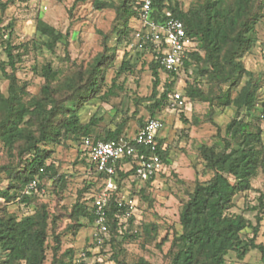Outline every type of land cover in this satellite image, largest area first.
I'll return each mask as SVG.
<instances>
[{"label": "trees", "instance_id": "trees-1", "mask_svg": "<svg viewBox=\"0 0 264 264\" xmlns=\"http://www.w3.org/2000/svg\"><path fill=\"white\" fill-rule=\"evenodd\" d=\"M9 2L12 0L0 3V8L5 9ZM92 2L98 9L105 6L101 0ZM261 4V0H192L183 9L178 0H152L151 17L158 21L167 17L179 19L186 36L193 40L195 49L187 54L182 66L174 70L164 69L155 56L150 57L147 65L153 81L149 96L152 102L147 109L149 118H157L158 111L171 105L178 72L183 70L190 74L188 69L193 65L192 81L178 91L184 103L174 108L183 109L187 100L206 102L209 106L207 120H211L217 102L233 109L225 135H221L218 128L213 144L197 147L202 174L209 175L202 180L196 178L193 188L187 192L179 211L180 232H174L170 239L166 235L157 243L160 248L169 242L165 253L166 264H226L229 254L242 261L253 249L259 252L261 264H264V241L256 240L261 213L264 212V193H260L257 204L250 207L257 211L255 224L242 213L230 211L234 198L251 190L255 177L264 172V141L260 129L264 120V101H259L258 94L262 83L264 86V79L246 69L241 60L257 41L256 25L260 18L256 16V10ZM108 6L115 9L119 20L116 43L126 44L130 33L139 25L141 0H119L117 4ZM130 19L134 20L133 26L129 24ZM35 31L36 38L14 44L13 22L0 25V45L6 56L0 61V71L8 81L6 93L0 91V147L12 159V163L0 166L8 180L5 187L0 186V200L6 203L34 201L43 178L51 179L55 189L62 188L65 176L56 172L53 162L46 161L53 152L50 146L66 144L67 140H71L77 142L80 161L85 163L95 179L79 191V197L68 213L72 223L67 229L75 232L85 223L96 227L94 196L104 188L107 175L97 171L90 161L84 140L89 138L96 142L130 138L122 135L126 119L115 123L113 128H107L103 134L101 129L93 134L100 117L92 115L88 121L82 122L78 110L85 103L108 94L114 87L113 82L109 89L100 93L105 82L104 75L114 59L115 47L106 46L87 67L73 70L57 81H52L54 68L50 61L33 65L32 70L43 78V84L37 94L30 95L26 82L19 87L14 85L16 64L30 49L43 47L53 52L57 44L67 48L69 37L68 32L60 31L40 16L36 20ZM132 53L136 59L144 54L141 50L128 49L124 52L119 72L132 68L130 59L125 58ZM160 73L170 80L161 83ZM212 89L217 91L209 95ZM157 119L162 126V121ZM146 120L139 118L138 128ZM159 130L155 137V152L163 164L169 149L163 146ZM235 140L237 143L234 146L232 142ZM134 168L135 161L131 158H122L117 163L114 176L117 189L111 192L106 204L108 241L111 243L116 244L118 238L122 241L136 236L127 233L134 218L133 211L125 215V209L117 205L124 183L139 181ZM154 176L146 182L153 180ZM31 179L38 180V189L33 194H26L24 188ZM91 191L90 196L84 199L82 194ZM123 216L125 221L121 220ZM58 218L45 203H37L32 213L21 217L0 206V264H44L49 237L54 242L51 245V264H86L83 260L73 263L72 249H66L57 256L60 236L54 231L49 233V229H53ZM147 227L156 229L153 224L146 225V234ZM248 228L250 234L244 232ZM86 255L90 253L86 252ZM112 259H116V254ZM136 264L149 263L140 259Z\"/></svg>", "mask_w": 264, "mask_h": 264}, {"label": "rangeland", "instance_id": "rangeland-1", "mask_svg": "<svg viewBox=\"0 0 264 264\" xmlns=\"http://www.w3.org/2000/svg\"><path fill=\"white\" fill-rule=\"evenodd\" d=\"M6 1L0 0V3ZM92 1L12 0L5 9L0 8V25L13 22L14 44L24 43L37 37L35 25L39 16L60 31L69 33L67 48L57 44L55 50L50 52L40 47L37 50L30 49L22 56V61L16 64L14 85L19 87L26 82L29 94H37L43 84V78L32 70L33 65L38 66L50 61L54 68L52 81H57L73 70L87 67L93 57L103 52L106 46L115 47L114 59L104 75L105 82L100 93L109 89L113 82L114 87L108 94H102L85 103L79 108L78 114L82 122L88 121L92 115L100 117L101 120L94 127L93 134L98 133L99 129L103 134L107 128H113L115 123L126 119L122 135L132 138L139 127L138 119L149 118L147 109L152 102L149 96L153 81L147 65L150 56L143 54L136 59V55L132 53L130 57H125L130 59L132 68L119 72L124 52L132 49L128 46L129 41L126 44L116 43L115 32L119 27V20L115 9L108 5L117 4L119 0H101L105 6L100 9L96 8ZM178 1L181 7L186 9L192 0ZM261 1V6L256 10V16L260 18L256 25L257 41L241 60L246 69L264 79V0ZM129 24L133 26L134 20L130 19ZM5 59L3 47L0 45V61ZM6 69L9 71V67ZM193 69L194 65L188 69L190 74L183 70L178 72L174 83L176 92L181 91L185 83L192 81ZM159 76L161 83L170 80L164 73H160ZM7 87L8 81L2 77L0 71V91L6 93ZM216 91L212 89L209 95ZM258 94L259 101H264L263 83ZM208 110L209 106L206 102L187 100L181 110L170 105L157 112V118L162 121L158 135L163 141V146L169 149L167 160L153 180L138 181L134 184L127 181L120 193V196L133 200L134 218L127 233L135 234V238H126L122 241L118 238L115 244L108 241L109 233L100 234L97 226L93 224L85 223L75 232L67 229L72 223L68 213L79 197V191L95 179L85 163L80 161L77 142L71 140H67L66 144L50 146L53 152L46 161V163L53 162L56 172L65 176L62 188L55 189L51 179L43 178L40 180L41 189L38 190V196L34 201L6 203L0 200V206L21 217L32 213L37 203L47 204L49 211L59 217L53 229H49V233L54 231L60 236L57 256L66 249H72L73 263L83 260L86 264H136L142 259L149 264H166L165 253L169 242H165L160 248L157 247V243L166 235L170 239L174 232H180L179 211L181 204L187 198V192L193 188L196 178L202 180L209 175L202 174V162L197 147L200 144H213L218 128L221 135H225L226 124L233 116L232 107L221 106L218 102L214 106L211 120H207ZM260 129L264 141V120L260 123ZM232 143L235 146L237 141ZM8 163H12V159L0 147V166ZM7 183L5 173L0 170V186L5 187ZM252 184L251 190L234 198V206L230 211L242 213L255 224L257 211L250 207L256 205L258 195L264 193V172H260ZM91 193L92 191L82 194L83 198L86 199ZM261 215L262 220L256 237L258 242L264 241V212ZM121 220L125 221L126 217L123 216ZM150 224L155 225L156 229L151 230L147 227L146 234L144 228ZM244 232L250 234V229ZM98 236L101 237L100 240H97ZM53 244V239L49 237L44 264H51ZM86 252L90 255L87 256ZM113 254H116V259H112ZM226 264H261V260L259 252L253 249L242 261L229 254Z\"/></svg>", "mask_w": 264, "mask_h": 264}, {"label": "built area", "instance_id": "built-area-1", "mask_svg": "<svg viewBox=\"0 0 264 264\" xmlns=\"http://www.w3.org/2000/svg\"><path fill=\"white\" fill-rule=\"evenodd\" d=\"M152 0H141L139 9L140 19L138 27L132 32L128 46L141 50L150 57L155 56L160 65L167 70L181 67L187 54L195 49L192 39L186 36L182 22L175 17H167L162 21L151 17ZM168 14V12H167ZM184 100L179 92L173 94L171 106H181ZM161 123L157 118H148L143 126L137 129L129 140L94 142L86 138L85 146L89 149L90 161L96 170L107 175L104 188L94 196L93 205L96 213V226L100 234L107 232L106 204L112 191L117 189L114 176L117 173V163L122 158H131L135 161L134 174L139 181H147L151 176L161 171V160L156 154L155 137ZM142 148V149H140ZM38 180L27 182L24 192H37ZM117 205L125 209L127 215L133 209V200L119 196ZM100 240L101 237H96Z\"/></svg>", "mask_w": 264, "mask_h": 264}]
</instances>
